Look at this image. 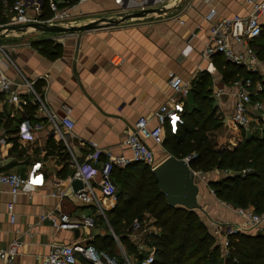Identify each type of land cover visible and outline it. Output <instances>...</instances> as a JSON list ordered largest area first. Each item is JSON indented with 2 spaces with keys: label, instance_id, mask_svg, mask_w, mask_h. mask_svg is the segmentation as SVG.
Here are the masks:
<instances>
[{
  "label": "crops",
  "instance_id": "crops-1",
  "mask_svg": "<svg viewBox=\"0 0 264 264\" xmlns=\"http://www.w3.org/2000/svg\"><path fill=\"white\" fill-rule=\"evenodd\" d=\"M5 1L8 2L0 0L10 22L12 16ZM34 1L40 7L37 11L36 5L30 6L29 15L49 20L42 17V3L46 0ZM180 1L165 0L160 8L172 9ZM61 8L69 11L70 18L50 26L97 24L101 27L68 37L34 28L2 31L0 68L17 82L24 79L35 86L42 85V99L58 116L65 115L64 108L71 109L70 117L74 122L72 153L80 164L85 163L92 144L113 154L130 156L129 150L122 145L125 135L140 117H147L150 126L157 125L156 112L173 94L168 84L170 73L189 83L191 89L203 74L211 75V97L219 109L218 116L227 129L237 132L231 121L236 102L234 85L229 87L221 81L213 59H204L203 50L210 27L206 18L247 16L250 11L247 0H186L179 10L166 14L174 16V20L163 18L153 21L148 14L123 20L145 10L125 12L114 0H87L73 4L69 0ZM145 18L150 20L135 22ZM118 21L122 22L114 27H105ZM41 40L60 44L61 55L52 59L41 54L33 45ZM118 59L119 62H114ZM36 118L44 123L43 129L27 126L21 110L0 96V171L28 177L34 165L40 163V173L44 175V186L29 195L13 197L8 187L0 185V249L16 239L23 244L14 264H42L53 245L78 243L84 247L93 246L96 237L107 233L101 226L103 224L98 223L100 218L96 209L74 197L71 184L66 180L75 171L72 160L66 161L65 167L63 156L52 149L62 143L59 137L54 135L43 114L37 113ZM149 145L160 157L169 156L164 147L161 150L152 142ZM103 160L102 155L100 162ZM100 165L93 167L99 171ZM99 179L97 172L92 184L97 186ZM199 189L200 207L197 212L213 233L218 235L215 228L220 221L231 219L236 222L238 218L232 225L242 223L239 215L232 218L230 208H225V203L210 192L209 186L199 184ZM61 191L66 193L65 197L52 195ZM12 202L16 214L14 224L10 222L7 211L8 204ZM50 212H63L72 218L94 216L96 227L79 230L78 236L75 231H57L49 221L40 220L42 215ZM208 213L207 218L205 215ZM146 217L153 222L149 216ZM253 233L264 234V229ZM222 246L225 253L224 240ZM0 264L4 262L0 260Z\"/></svg>",
  "mask_w": 264,
  "mask_h": 264
},
{
  "label": "built area",
  "instance_id": "built-area-1",
  "mask_svg": "<svg viewBox=\"0 0 264 264\" xmlns=\"http://www.w3.org/2000/svg\"><path fill=\"white\" fill-rule=\"evenodd\" d=\"M77 1L83 3L87 0ZM68 2L69 0H48V7L53 15L49 20L43 21L29 15L30 6L36 5V10L38 11L40 7L38 2L34 0H15L12 4H9L5 1L4 4L12 17L8 24L0 26V28L39 24L51 25L54 22L66 20L70 18L69 11L67 9L62 10L61 7L66 6ZM164 2L165 0H114V3L125 12L138 9H161L160 7ZM247 4L250 6V11L247 16H234L216 20L211 18V16L206 18L207 22L210 23V27L207 43L203 50L204 59L211 61L214 56L221 54L227 62L233 65L244 67L252 73L258 72V67H260L261 63L251 43L261 36L264 29V0H247ZM147 16L151 21L163 18H167V20L175 19L174 16L165 14L164 17V15L160 16L157 13H150ZM150 19H139L135 22H144ZM2 53L3 49L0 46V55ZM119 61L118 59L114 62ZM168 77V84L173 94L169 101L162 105L156 112L157 125L150 126L147 117H140L125 135L122 145L129 150L130 156L113 154L110 151L102 150L96 144H92L90 153L87 155L86 161L83 164H80L72 153L71 135L74 129V122L70 117V108H64V116H58L49 109L34 83L24 79L23 81L17 82L8 77L1 68L0 96H4L10 104L21 110L26 120V125L32 126L35 130L44 128V123L36 118V114L41 113L44 115L47 122L51 125L54 135L59 137L72 157L71 160L75 171L66 178L67 182L72 184L74 180L79 179L84 184L82 189L73 193L74 197L84 205L93 206L98 215L104 217L107 221L106 212L110 211L111 206H115L118 200V189L112 178L113 171L115 169H125L132 164L146 165L152 171L156 169L169 156L165 158L157 156V152L154 148L150 147L149 142H152L162 150L166 133L170 132L175 135L178 127L184 122L182 115L184 114L185 101L191 91V85L173 73H170ZM263 82H259L255 87H253L254 81L250 78L234 83L236 102L231 121L236 128L243 130L246 134H254L256 131V129L252 130L251 128L253 118H257L258 122H261L262 125L264 124V102L254 100V97L262 90ZM219 93L221 94V92ZM217 96L219 95L217 94ZM27 106L36 107L34 112L35 121L25 112ZM32 122L34 123L32 124ZM102 155L104 156V160L100 162ZM183 160L190 162L191 157ZM99 163L101 165L99 171H97L93 165ZM40 171V163L34 165L28 177L0 171V185L8 187L13 197L19 194L29 195L38 187L44 186V175ZM97 172L100 179L97 186H94L91 180ZM245 173L246 171H242L243 175ZM193 174L201 184L209 186L210 173L193 171ZM210 192L215 196L211 189ZM52 195L62 198L65 197L66 193L61 191L59 193H53ZM7 211L10 222L14 224L16 214L14 212L13 202L8 204ZM238 214L244 216V222L239 225L225 223L221 227L220 233L225 237V247L228 245L227 237L231 234L253 233L264 229V213H254L253 208H240L238 209ZM40 220L49 221L57 231H79L96 227V219L94 216L84 215L80 218H72L69 214L63 212L59 214L50 212L42 215ZM112 233L117 241L120 257L123 260L122 264L154 263L155 250L149 245V240L157 236L160 231L150 221L143 224L138 219L134 220L127 235L134 244L137 253L144 254L143 259L139 262L135 260L134 256H130L127 253L119 238L116 237L113 231ZM22 245L18 239L13 240L6 248L0 249V260L4 264H14L20 255ZM78 256L87 259L93 264H119L115 258L109 257L104 252H98L93 246L84 247L78 243L53 245L47 256L42 260V264H79Z\"/></svg>",
  "mask_w": 264,
  "mask_h": 264
},
{
  "label": "trees",
  "instance_id": "trees-1",
  "mask_svg": "<svg viewBox=\"0 0 264 264\" xmlns=\"http://www.w3.org/2000/svg\"><path fill=\"white\" fill-rule=\"evenodd\" d=\"M15 0H8L12 4ZM72 4L77 0H71ZM0 2V26L8 24L9 18ZM43 19L52 17L48 0L42 6ZM258 59L264 61V29L261 36L251 43ZM41 54L48 58H57L62 46L53 40L35 42ZM213 63L221 81L232 87L236 81L252 79L262 80L260 75L246 68L233 65L218 54ZM213 78L208 73L192 84L190 94L185 101L183 124L175 135L166 133L164 148L169 156L183 160L191 157L190 168L196 172L212 173L218 169L228 175L220 180H211L209 188L216 198L236 208L252 207L257 214L264 213V124L259 132L246 134L243 140L231 149L218 150L212 133L217 131L222 121L218 116V107L211 97ZM42 85H36L38 92ZM255 100L264 102V82L262 90ZM36 107L27 106L25 112L35 121ZM52 149L63 156L65 161L71 157L63 145H54ZM53 150V151H54ZM242 171H246L245 175ZM118 189L115 207L106 212V218L114 234L130 256L137 262L144 254H138L128 238L129 229L134 220L142 221L146 216L153 219L152 225L160 233L149 240L155 250L153 264H264V234L236 233L227 237L226 252L217 234L202 220L197 210L182 207H170L161 194L152 170L143 164H132L125 169H115L112 173ZM98 223L104 224L99 215ZM104 219V220H103ZM98 252H104L123 263L114 236L107 232L92 242ZM79 264H93L78 256Z\"/></svg>",
  "mask_w": 264,
  "mask_h": 264
},
{
  "label": "water",
  "instance_id": "water-1",
  "mask_svg": "<svg viewBox=\"0 0 264 264\" xmlns=\"http://www.w3.org/2000/svg\"><path fill=\"white\" fill-rule=\"evenodd\" d=\"M186 0H181L176 7L172 9H156V10H145L136 14L128 15L123 20L131 18H141L146 14L157 13L159 15L170 14L176 10H179L182 4ZM44 4V1L42 5ZM122 20V21H123ZM122 21L110 22L105 27H114L120 24ZM101 26L97 24H91L85 27H61V26H50L47 24H39L33 26H7L1 27L2 31H17L25 30L28 28H34L36 30H45L49 32H55L58 34H64L66 36H77L79 33L88 32L94 29H98ZM189 161L177 159L173 156H169L165 159L156 169L152 172L158 182L159 190L165 197L170 207H182L187 210H198L199 209V184L198 180L194 177L193 171L190 168ZM74 192L82 189L84 184L82 180H74L71 184ZM78 236L79 231H75Z\"/></svg>",
  "mask_w": 264,
  "mask_h": 264
},
{
  "label": "rangeland",
  "instance_id": "rangeland-1",
  "mask_svg": "<svg viewBox=\"0 0 264 264\" xmlns=\"http://www.w3.org/2000/svg\"><path fill=\"white\" fill-rule=\"evenodd\" d=\"M260 63H261V65H260V67H258L259 70H258V72L256 74L260 75L262 80L255 81L253 87H255L259 82L264 81V61H262V62L260 61ZM213 100H215V99L213 98ZM214 105H215V102H214ZM221 121H222V119H221ZM251 128H252V130L256 129L255 133L259 132L261 130V128H262V123L258 122L257 118H253V122L251 123ZM237 129L238 130H237L236 133H234L235 131H233V132L230 131L229 129H227L224 126L223 121H222L221 127L217 131H214L212 133V137H213V139H214V141L216 142V145H217L216 148L218 150H222V149H225V148H227V149L235 148L243 140L244 136L246 135L243 130H241L239 128H237ZM157 156H159V155H157ZM226 175H228V174H226L225 171H220V170L216 169L212 173H210L209 181L216 180V179L220 180L223 177H225ZM197 182H198V184H201L199 181H197ZM227 206L230 208V214H231L232 218H233V216L236 217V214H237V216L239 215L238 214V209L239 208H236L233 205H228V204L225 203V208ZM249 208H252V207H249ZM254 213H256L255 210H254ZM205 216L208 218L209 217V213L206 214ZM239 218H241V221L244 222L245 219H244L243 215H239ZM148 221H149L148 217H145L142 220L143 224H146ZM237 221H238V218H237ZM237 221L234 222L231 219H228V220L220 221L218 223L219 225H218V227L215 228V230L218 231V235L217 236L220 239L221 243L224 240V244H225L224 236L222 235V233H220L222 225L224 223L236 224ZM101 226H102L104 231L109 232V230H110V233L113 235V233H112L113 228L110 227L108 221L104 220V224L101 225ZM116 237H117V235H116ZM116 243H117V241H116Z\"/></svg>",
  "mask_w": 264,
  "mask_h": 264
}]
</instances>
